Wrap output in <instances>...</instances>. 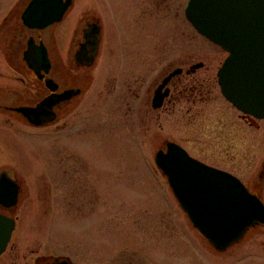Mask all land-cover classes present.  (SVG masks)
Masks as SVG:
<instances>
[{
	"label": "rangeland",
	"instance_id": "1",
	"mask_svg": "<svg viewBox=\"0 0 264 264\" xmlns=\"http://www.w3.org/2000/svg\"><path fill=\"white\" fill-rule=\"evenodd\" d=\"M182 2L185 4L187 0ZM116 18L115 12V21ZM162 18L152 20L151 30H146L147 56L140 66L141 71L150 70V79H154L164 65L181 55L185 66L202 61L205 67L189 80L195 84L201 81V87L210 90V95L205 102L181 104V108L176 106L174 110L164 107L152 112L140 111L132 100L128 106L131 109L120 104L124 98L125 82L122 81L133 76L129 62L145 54L142 46L145 34L133 31L128 22L118 31L115 29V46L103 45L98 49L91 68L83 71L76 69L72 62L65 64L74 76L87 82L85 98L81 99V109L72 112L71 131L57 135L55 141L49 136H38V142L45 140V143L35 151L72 153L71 161L73 167L76 166L71 171L70 183L76 185V189L71 188L70 194L52 191L59 205V208L53 207L56 213L51 208L47 212L32 208L34 211L19 224L15 247L19 246L17 243L24 232L30 235L25 244L29 248L40 254L68 256L73 264H239V258H244L247 264L264 263V249L260 245L248 250L238 247L234 252L242 250L243 253L229 258L219 259L213 254L179 208L165 177L154 165V153L163 148L165 142L173 141L194 158L217 169L242 175L239 170L241 165L244 167L240 137L236 139L240 130L236 127L237 113L230 111L220 98L215 78V71L225 55L212 49L202 37H193L186 22L179 31H174L170 25L165 27L172 16L162 15ZM135 68L137 72L138 65ZM0 71L11 74L4 63L0 64ZM115 84H118L117 89ZM99 94L103 95V101ZM215 107L225 109L216 122L209 116ZM230 123V130L236 134L231 138L232 143L235 142L233 149L227 145L225 148L224 142L228 139L225 131L229 130ZM215 132H220L219 142H216ZM211 147L217 148V153L212 151L211 155ZM14 151L20 152V149ZM228 151L236 154V158L230 160L229 154H225ZM80 157L86 159V165L82 166ZM10 161L13 167H21L15 165L18 159H0V167ZM248 162V166L254 165L251 160ZM32 166L27 180L36 184L40 170L37 164ZM39 184L44 187L45 181Z\"/></svg>",
	"mask_w": 264,
	"mask_h": 264
},
{
	"label": "flooded vegetation",
	"instance_id": "2",
	"mask_svg": "<svg viewBox=\"0 0 264 264\" xmlns=\"http://www.w3.org/2000/svg\"><path fill=\"white\" fill-rule=\"evenodd\" d=\"M187 2L184 4L182 0H116L115 4V0H0V64L4 63L11 71V74L0 71V79H4L0 81V159H18L15 165L21 166L13 167V162L10 161L0 167V181L4 176L3 179L6 178L10 182L4 185L5 188L0 187V216L12 220L14 225L9 241L0 253V264H73L68 256L40 254L29 248L25 244L30 235H25L24 232L17 243L19 246L15 247L14 243L19 224L23 223L21 220L29 213L36 208L41 212H47L51 208L52 212L56 213L53 207L56 205L59 208V205L58 201L53 199L52 191L62 190L70 194L71 188L76 189V185L70 183L71 171L76 166L73 167L71 161L72 153L55 151L43 154L45 151H35V148L45 143V140L39 143L38 136H49L55 141L57 135L71 131L72 112L81 106L85 98L86 94L83 93L87 82L74 76L71 69L68 70L64 65L72 62L76 69H89L77 66L75 57L79 49L90 48L96 37L98 49L103 45L115 46V29L118 31L127 22L131 23L129 26L133 31L145 34L146 30H151L152 20H162V15L167 18L169 14L172 19L170 24L166 21L165 27L170 25L171 30L179 31V27L186 22L193 31V37H202L186 19ZM66 3L62 15L56 20L61 7ZM143 36L145 40L143 44L139 41V45L142 44L145 53L148 35ZM202 38L212 49L225 55L215 71L217 83V72L228 54L211 41ZM135 40L133 43H136ZM146 56L147 53H142L133 57L138 60L129 62L133 76L122 81L125 82L122 89L124 98L120 100V104L123 103L131 109L132 107L128 106L132 100L140 111L152 112L164 107L174 110L181 104L191 105L206 101L210 90L201 87V81L195 84L189 80L198 70L205 67L204 62L198 61L185 66L182 62L184 56L181 55L164 65L162 71H159L154 79H150V70L141 71L140 67L145 63ZM214 56L216 57L215 54ZM28 64L43 65L38 66L40 70L36 72L29 69ZM174 64L178 66L173 67ZM137 65L139 68L135 72ZM168 70L170 71L163 75ZM117 87L118 84H115L116 89ZM218 92L228 109L237 113L239 123L236 127L240 130L236 139L240 137V150L244 155V167L241 165L239 170L242 175L225 172L235 176L249 195L254 196L264 207V119L258 120L241 113L221 95L220 89ZM162 95L164 96L160 106L155 107V99ZM98 96L103 101V95ZM46 101L47 103L43 104ZM222 110H225L224 107L211 109L210 118L215 119V122L221 119ZM31 120L40 125L31 124ZM231 122L234 121L231 119ZM232 123L229 130L225 131L228 139L224 141L225 148L227 145L230 149L234 148L235 143H232L231 138L236 135L230 130ZM219 135L220 132H215L216 142H219ZM27 142L30 144L26 145ZM68 142L65 140V143ZM17 148L20 152L14 151ZM212 151L217 153V148L211 147L210 154ZM225 154H229L230 160L236 158V154L232 155L230 151ZM78 160L82 166L86 165V159L80 157ZM248 160L254 162V165L248 166ZM34 163L40 170L36 184L27 180ZM228 165L234 167L232 164ZM39 181H45V186L39 184ZM79 187L82 188V185ZM49 192L51 200L48 199ZM195 231L219 259L224 256H236L243 253V249H253L259 245L264 249V223H257L248 228L238 242L222 252L216 251L196 229ZM255 234L259 236L254 237ZM238 247H242V252H234ZM238 261H241L239 264H247L244 258H239Z\"/></svg>",
	"mask_w": 264,
	"mask_h": 264
},
{
	"label": "water",
	"instance_id": "3",
	"mask_svg": "<svg viewBox=\"0 0 264 264\" xmlns=\"http://www.w3.org/2000/svg\"><path fill=\"white\" fill-rule=\"evenodd\" d=\"M185 16L200 35L228 54L217 72L222 96L241 113L264 119V0H189ZM97 53L96 37L90 48L77 52V66L90 67ZM42 65L28 67L38 72ZM163 96L155 99V107ZM163 147L154 153L156 168L192 226L215 250L224 251L248 228L264 223V207L236 177L191 158L173 142ZM3 178L1 188L10 183ZM13 226L12 220L0 216V253Z\"/></svg>",
	"mask_w": 264,
	"mask_h": 264
}]
</instances>
